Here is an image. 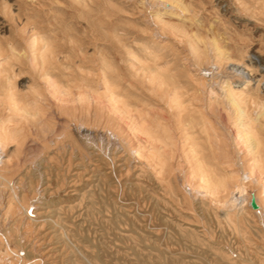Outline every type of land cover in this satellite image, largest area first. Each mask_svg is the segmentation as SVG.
<instances>
[{
  "label": "rangeland",
  "instance_id": "374dc122",
  "mask_svg": "<svg viewBox=\"0 0 264 264\" xmlns=\"http://www.w3.org/2000/svg\"><path fill=\"white\" fill-rule=\"evenodd\" d=\"M92 1H94L95 8L91 4L93 5L91 6L93 8V12L90 13L91 16L85 14L84 16L79 15L81 11L71 8L67 0H0V47L5 51L8 42L15 41L20 38V35L22 36L20 30L23 26H31L33 23H37L46 32L48 29L53 30L50 32V34L55 35H53L52 43L57 46L58 51L61 50L63 56L66 58L69 56V60H66L69 63L65 65L71 66V69H68L69 72L64 69L55 70L58 75L64 73L58 79H69L70 74V78H72L77 73V70L73 69L75 67L70 63L71 58L72 61H80L82 65H86H83L85 68H88L93 64L92 60L97 63L98 58L105 55L110 59L112 66L115 64L114 66L117 67H113V69L118 74L119 84L124 90L126 89L125 93H131L129 94L130 100L139 109H145L150 115L162 111L161 114L169 119L168 115H165L163 102L147 90V85L143 83L142 77H139L129 67L130 62L125 52L129 50L141 56L144 55V47L148 46L150 42L160 43L165 49L158 54L159 63L165 64L176 75L180 87L189 89L185 83V71L192 69V67L184 39H177V37L161 33L158 30L153 20L154 13L160 6L153 4L151 0ZM107 1L111 2L109 5L113 7H107L109 6ZM178 1L181 6L176 7L177 14L162 16L165 21L180 26L185 32L187 31L190 37L192 35L198 36L202 42L199 44L202 48L212 44L214 39L234 61L239 60V62L243 61L248 64L246 62L247 56L255 55L254 57L259 58L264 65V0ZM171 3L172 0L165 2V9L162 12L169 10ZM57 8L64 10V17L60 11L57 13L58 17L63 18V22L60 24L55 23V20L52 23V17L55 16ZM47 13L50 17L47 16ZM13 17H16L18 26ZM45 19L49 21L47 22ZM42 23L43 25H41ZM50 25L57 29L49 28ZM74 27L76 28L74 29ZM76 32L77 34L80 33V36ZM81 34L85 35L81 36ZM115 35L118 37L116 38ZM63 37L64 39H62ZM114 37L115 39H113ZM67 38L69 41L80 44L73 43V47H70L72 42L66 40ZM112 40H114L113 43ZM63 44L68 47L65 48ZM120 44L123 45V48ZM79 45H81L82 50ZM87 45L89 46L87 47ZM97 45L101 47L99 48ZM127 46L128 50L125 51ZM77 47L79 51L85 53L84 57L80 55ZM96 49L100 54L96 52ZM208 49L211 51L212 48L208 47ZM71 50L73 51L71 52ZM88 54L90 55L87 57ZM211 61L209 59L204 67L214 68L213 72L218 70V67H225L226 65V62H221L219 66L214 65ZM147 63L151 64L150 62ZM232 63L227 64L233 65ZM17 65L18 63L14 67V69H18L16 72L17 85L25 83L28 79L35 83L40 82L34 72L30 71L25 64H19V67ZM251 66V69L254 68L252 72H249L252 77L251 86H257L258 93H261L259 95L262 98L264 96V72L260 70V66ZM243 71L246 73L245 70ZM203 74L206 79L211 78L208 72ZM134 94L139 97L142 94V99ZM213 110L212 108L209 111V121L211 120L214 129L217 128L215 129V131L217 130L216 134H219L220 140L222 139V147L227 148L226 152L232 164L237 165L233 168L242 173L239 167L242 162V155L232 149V141L229 137L232 129L227 124L225 127V121L216 118L215 110L214 112ZM258 113V110L255 111V114ZM97 144L99 146L96 147L91 162L85 161L80 164L74 160L68 162L67 157L61 153L49 154L50 158L47 160H34L32 158L25 161L19 160L18 169L12 176L13 188L17 196L15 204L18 210L10 213L9 216L7 215L6 219L4 217V222H0V229L8 240L12 239L15 242L14 245H18L15 250L18 251L19 255H22L20 256L21 259H41L43 261H40V264H71V262L72 264H260L258 258H264V234L261 233V230L264 229V214L262 216L263 212H261L262 218H260V215L255 214L256 209L250 206V201L253 199L251 187L248 188L249 195H247V200H244V204L240 201L241 195L237 193L233 195L237 198L235 203L238 206H236L237 210L234 215L243 219L241 226L244 228L243 233L237 234L232 229L233 227H230L223 220L222 210L208 207L207 203L202 204L200 196L191 198V206L179 204L175 200L174 196L180 197L182 192L184 193L182 174L174 172L179 178H176L175 183L173 182L175 186L169 185L167 180L162 182L155 179L142 164L134 160L133 155H127V152L122 153L118 145L112 150L106 141H98ZM60 161L64 162L61 163ZM127 163L130 165L128 166ZM140 168L143 172L145 171V175L142 174ZM133 175L134 177L138 175L139 178H134ZM241 176L245 177L242 174ZM8 191V189H4L3 198L0 199V209L2 210H0V214L4 212L2 209L5 203L4 196ZM150 192L152 196L154 195L153 197L149 194ZM153 198L156 201L152 200ZM28 203L37 205L38 211L42 214L37 218L30 217L29 224L26 226L24 220L31 213L32 208L30 207L25 214V210L20 205H27ZM247 209L248 211H246ZM249 210L253 212H249ZM239 211H242L243 214H240ZM24 233H26L25 237H23ZM16 236H22L19 238L20 241H16ZM67 249L68 251H66ZM220 254H224V258H221ZM65 258L68 259L65 260Z\"/></svg>",
  "mask_w": 264,
  "mask_h": 264
},
{
  "label": "bare ground",
  "instance_id": "6f19581e",
  "mask_svg": "<svg viewBox=\"0 0 264 264\" xmlns=\"http://www.w3.org/2000/svg\"><path fill=\"white\" fill-rule=\"evenodd\" d=\"M151 1L153 4L160 6L154 13L153 20L158 30L161 33L177 37V39H184L186 43V49L191 60L190 66L192 67V69L185 71V83L189 89L180 87L176 75L165 64L159 63L158 54L162 53L165 49L160 43L150 42L148 46L144 47V55L141 56L129 51L128 46L127 48L124 47V50H128L125 53L130 62L129 67L139 77H142L143 83L147 85V90L151 91L163 102L165 115H168L170 121L161 114L162 111L158 110L159 112L150 115L145 109H139L130 100L129 94L131 93L126 94V89L124 90L121 84H119L118 74L113 69V67H116L114 66L115 64L112 66L110 59L105 55L98 58L97 63H94V60H92L93 64L88 68H85L84 66L86 65L83 64V66L80 61H72L71 58L70 63L75 67L73 69H76L77 73L74 77L71 76L72 78H70V74L69 79H58L64 73L58 75L55 73V70L64 69L68 71L69 68L71 69V66L67 67L65 65L69 63L66 62L67 59L69 60V56L67 58L63 56L60 52L61 50L58 51L57 46H54L52 43L54 34L52 35L50 32L53 30L48 29L46 32L37 23H33L31 26H23L20 30L22 36L20 35V38L15 41L8 42V47L5 51L0 47V199L3 198L4 189L9 190L4 196L5 203L2 208L4 212L0 214V222H4V217L6 219L7 215L9 216L10 213L18 210L15 204L17 196L13 188L12 176L18 169L19 160L25 161L30 158L34 160H47L50 158L49 154L57 155L61 153L67 157L68 162L71 160L77 161L79 164L85 161L91 162L94 151L99 146L97 144L98 141H106V144H110L112 150L118 145L122 153L127 152V155H133L134 160L142 164L155 179L162 182L167 180L169 185L173 184V182L175 183L176 178H179L178 176L176 177L177 172L182 174L184 185L182 187L184 190H182L184 193L182 192L180 197L174 196L175 200L179 204L191 206V198L200 196L202 204L207 203L208 207L222 210L223 220L230 227H233L232 229L237 234L243 233L244 228L241 226L243 219L234 215L237 210V204L235 203L237 202V198L233 197L235 193L241 195L239 198L243 203L248 197L247 195H249L248 188L250 189L251 187L253 190V193L251 192L253 194V201L256 205L255 214L260 215V218H262L261 212H263L262 216L264 214V96L260 97L259 94L261 93H258L257 86H251L252 77L251 73H249L254 69L250 68L252 67L251 65L260 66V70L264 72L262 61L254 57L255 55L247 56L246 62L248 64H245L243 61L239 62V60L234 61L214 39L212 40V44L210 43L209 46L207 45L202 48L199 45L202 42L198 36L192 35L190 37L183 28L168 23L163 19L162 16L166 14H177L176 7L181 6L178 0H172L169 10H165L164 12L162 10L165 9V2H170L171 0ZM67 2L71 8L81 11L79 15H90L93 12V8H95L94 1L92 0H67ZM110 3L107 4L109 5ZM91 4L94 5L93 8ZM107 7L113 6L109 5ZM58 11L62 15L64 13L62 8H57L55 16L52 17V23L60 24L63 22V18L57 16ZM28 13L31 14V12ZM47 16H49L48 13ZM79 17L81 18V16ZM13 20H16V17H13ZM15 24L18 26L17 20ZM50 27L52 28L53 26L50 25ZM53 28L55 29V27ZM68 32L71 31L68 30ZM54 33L56 32L54 31ZM82 34L81 36L85 35ZM77 35L80 36V33ZM91 37L93 36L91 35ZM69 39L72 40V38ZM73 43L75 41L71 43L72 46L68 45L73 47ZM120 45L121 47L123 46L122 44ZM91 47L93 48V46ZM208 47L212 48L210 49L211 51H209ZM80 48L82 50V47ZM77 50L79 51L78 47ZM81 50L79 53L84 57L85 53H82ZM96 52H98L97 49ZM72 57L74 58L75 56ZM243 57H241L242 60H244ZM1 59H3V62H1ZM209 59L212 60L211 62L214 65L219 66L221 62H226V65L225 67H218V70L213 72L214 68L209 69L210 66L209 68L204 67V64ZM147 62L151 64L149 65ZM230 62H234L232 63L233 65L227 64ZM17 63L18 65L25 64L30 71L34 72L40 82L35 83L31 79H28L25 83L17 85L16 72L18 69H14ZM204 72H208L211 75L209 80L206 79L203 74ZM70 73L72 72L70 71ZM136 97L140 98L139 96ZM212 108L215 110V117L220 121H225L224 126L227 124L232 129H230L231 136L229 137H231L232 149L242 155V162L239 166L242 173L233 168L236 164H232L226 152L227 148L225 149V146L222 147V139L220 140L219 134H216L217 130L215 131V129L217 128L214 129V125H211V120L209 121L208 114ZM257 110L259 113L255 114ZM152 113H154L153 110ZM124 156L121 157L124 158ZM127 164L128 166L130 165L129 163ZM144 173L145 171H142V174ZM241 174L245 177L243 178ZM137 176L134 177L133 175L134 178H139ZM154 198L152 200L156 201ZM20 207L25 210V214L30 207L32 208L31 213L28 215L29 217L26 215L27 218L24 220L26 226L29 224L30 217L37 218L42 214L38 211L39 207L31 203L27 205L21 204ZM239 212L243 214L242 211ZM249 212L253 211L249 210ZM261 233L264 234V229L261 230ZM23 235L25 237L26 233ZM22 236H16V241H20L19 238ZM12 242V239L8 240L0 229V264H40V261H43L41 259H21L20 256L22 255H19L18 251L15 250L18 245H14L15 242ZM220 256L224 258V254H220ZM258 262L264 264V258H258Z\"/></svg>",
  "mask_w": 264,
  "mask_h": 264
},
{
  "label": "water",
  "instance_id": "95a60500",
  "mask_svg": "<svg viewBox=\"0 0 264 264\" xmlns=\"http://www.w3.org/2000/svg\"><path fill=\"white\" fill-rule=\"evenodd\" d=\"M250 206H251V208L256 209V205H255L253 199L250 202Z\"/></svg>",
  "mask_w": 264,
  "mask_h": 264
}]
</instances>
